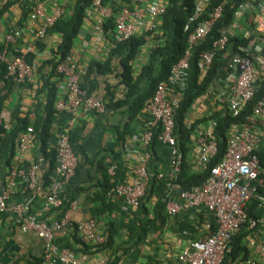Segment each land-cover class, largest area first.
<instances>
[{"label":"built area","instance_id":"1","mask_svg":"<svg viewBox=\"0 0 264 264\" xmlns=\"http://www.w3.org/2000/svg\"><path fill=\"white\" fill-rule=\"evenodd\" d=\"M70 1L34 0L28 20L31 23L28 26L22 24L12 27L4 35L5 44L12 48L0 51V64L6 66L4 77H0V91L7 79L16 84H26L33 79L39 67L38 57H43L42 52H37L35 43L44 40L48 30L67 13ZM115 1L119 4L115 13L111 6L103 4V0H93L91 8L86 11L89 17H93L95 33L109 39L111 48L141 34H154L166 13V0ZM211 2L212 0H194V18L201 19L202 22L195 25L188 34V47L183 57L171 67L168 80L160 82L153 96L144 104V130L131 141L128 139L125 144L126 152L134 155L136 159L132 169L133 177L127 182H116L107 195L128 206L136 207L145 197L152 178L165 180L169 190L166 203L168 215L176 216L184 210L202 208L211 215L216 226L202 240L199 249L181 251L178 257L180 264H223L230 251L232 239L244 226L253 233L254 240H251L250 247L255 249L260 263L264 264V95L255 102L251 112L244 116L243 122L233 123L228 128L226 149L217 161L216 122L210 119L215 112L228 113L234 119L239 117L264 85V0H250L242 4L235 12L232 24L221 29L210 49L201 52L199 56V76L203 79L214 58L229 48L231 39L240 30L244 14L254 12V31L259 37L261 47L254 52L249 45L239 46L237 52L226 61L223 67L225 74L219 79L225 90H221L219 94L216 110L202 115L200 118L209 119L192 134V157L188 159L190 166L194 172L204 173L207 177L201 185L187 191H181L174 186V179L180 173L184 162L174 129L175 114L187 87L192 47L201 44L222 17L224 4L208 9ZM111 16L115 18L114 32L104 33L103 23ZM192 21L190 19L189 23ZM23 35L27 37L22 40ZM29 54L37 57L29 61ZM55 76L64 85L55 101V110L68 114L72 126L83 111L97 114L106 112V103L82 87L81 71L74 57L70 56L59 62L55 67ZM0 126L5 129L9 127L1 114ZM158 129L159 143L169 148L170 169L167 173L160 172L154 176L149 170V148ZM33 139V128L30 126L19 137V150H26ZM135 141L138 146H135ZM78 160L70 144V130L65 128L58 135L55 145L56 165L47 187L45 212L60 207L64 202L69 203L67 186L76 174ZM43 163L44 158L40 157L26 171L11 174L0 195V211L13 212L15 224L23 232L32 231L37 235L43 247L40 264H82L69 249L62 248L55 242V232L66 225L67 218H63L61 222L48 223L42 216L30 213L38 183V171ZM107 172L112 176L114 166H110ZM17 175L24 179L30 194L24 201L13 203L10 199L15 193ZM252 204L254 206L251 216ZM79 230L91 242L102 244L105 240L103 234L97 233L93 222ZM97 264H107V260L100 259ZM243 264L252 262L246 260Z\"/></svg>","mask_w":264,"mask_h":264},{"label":"crops","instance_id":"2","mask_svg":"<svg viewBox=\"0 0 264 264\" xmlns=\"http://www.w3.org/2000/svg\"><path fill=\"white\" fill-rule=\"evenodd\" d=\"M18 10L17 6L12 7L9 13L0 21V46L4 42V35L19 22L21 13ZM235 36L248 41L247 45L251 46L254 52H257V48L261 47V42L254 28H248L244 23L241 25L240 30L235 33ZM59 41L58 37L49 36L46 38L45 44L48 48L56 47ZM148 44H150L149 49L153 45V41ZM111 47L109 39L95 33L93 22H85L73 50V57L81 71V77L87 71L91 62L105 64L112 50ZM145 50L142 51L140 58L135 62L136 68L139 61L142 62L145 59ZM42 54L43 57H38L39 68L35 71L33 79L24 85L13 83L11 87L9 97L1 113L3 120L9 125L8 129L14 122L12 114L16 109L20 110L18 117L23 118L29 111L33 110L37 99L41 102L44 100L40 97L38 91L41 87L42 76L44 74L50 75L51 68L49 66L41 67V63L43 59L50 55V50L46 49ZM117 58H113L111 61L114 68H117L118 62H120V58ZM51 81L56 83L59 91L63 89V82L55 75L52 76ZM94 81L96 90L92 94L98 99L106 103L109 99V93L113 91H115L117 98H123L124 89L123 86L118 85L116 72L105 76L97 75ZM223 87V82L218 81L217 87L212 88L208 95L197 100L189 115L190 122L211 112L213 109L216 110V101L220 98L219 94L221 90H225V87ZM29 120H34V115L31 113ZM126 125H129L128 132L125 133L126 135L124 134V139H120ZM65 128H69L70 137L71 134L79 131L76 145L79 149L81 148V151L79 150L80 157L78 158L77 172L67 186L69 203L64 202L58 208L51 209L48 212L44 211V200L47 193L44 177L48 170V163L45 160L38 171V183L30 213L34 216H42L48 223H54L61 216L62 208L68 206L63 217L67 218V223L60 231L55 232L56 238L69 237L74 225L80 228L93 222L98 234L105 233L106 227L113 225L116 245L126 244L125 247H132L133 242L131 241V244H129L130 236L131 234L136 236L140 233L141 220L146 216L143 204H146L148 209L147 215L152 217L156 197L148 199L150 201L145 199L139 206L133 207L113 199L107 195L108 191L104 202L100 201L97 196L116 182H127L133 177L132 169L136 164V159L134 155H129L126 152L125 144L128 139L131 141L144 130V114L142 113L130 121L123 108L106 109L103 114L83 111L73 126L70 123V118L62 114V116L57 117L56 122L53 124L54 138L58 137ZM37 143L38 141L34 138L28 148L23 151L19 150L17 144L15 152L10 158L0 159V195L13 172L26 171L32 163L43 157L41 155L36 159ZM136 145L138 146L137 141H135ZM156 148L155 150L159 152L157 154L158 158L155 156L153 158V152L150 151L149 170L156 169L157 173H167L170 169L169 148L162 144H158ZM191 157L190 154L189 158ZM102 164L104 167H102ZM110 166H114L112 176L107 172ZM15 181V193L10 202L19 203L29 197L30 192L22 177L17 175ZM96 209H103L104 212L101 215H95ZM211 224H214L211 215L202 208L184 210L176 216H170L166 211L162 222H156L154 230L147 232L146 236L141 238L128 254L123 255L119 264H180L178 257L181 251L184 249H199L202 240L211 231ZM80 234L86 245L92 246V244H95V242H91L83 236L81 231ZM251 240H254V235L250 231L244 240V245L249 252L247 259L242 260L239 258L235 262L227 261V264H243L246 260H251L252 264H261L255 249L250 247ZM82 248V245H76L78 252L75 255L73 254L74 258L82 264H97L100 259L108 260V252L90 255L82 253ZM42 251L43 247L40 239L32 231L23 232L15 224V214L13 212L9 210L0 211V262L2 264H40Z\"/></svg>","mask_w":264,"mask_h":264},{"label":"trees","instance_id":"3","mask_svg":"<svg viewBox=\"0 0 264 264\" xmlns=\"http://www.w3.org/2000/svg\"><path fill=\"white\" fill-rule=\"evenodd\" d=\"M92 1L93 0H71L68 3L67 13L57 20L54 26L48 30L46 36V38L49 36L58 37L60 40L58 46L48 48L45 44L46 38L35 43L37 52H43L46 49L50 50V55L43 59L41 63V67L49 66L51 68L50 75L44 74V76H42L41 87L38 91L40 97L44 100L41 102L37 99V103L33 110L29 111L23 118L18 117L20 110L16 109L12 114V120H14V122L9 129L0 126V159L10 158L15 152L20 135L26 131L28 127L31 126L33 128L34 138L38 141L36 159L38 156L42 155L45 158L44 162L46 160L48 163V170L44 177V184L46 187H48L50 183L56 165L55 145L57 137L54 138L55 135L52 132L53 124L56 122L59 115L62 116L63 114L65 117H70L66 113L55 110L54 105L58 98L59 89L56 83L51 81V79L52 76L55 75L56 65L70 56L73 57L74 45L83 29L84 23L88 22L87 20L93 22V17H89L86 13V11L91 8ZM248 1L250 0H212L208 9L224 4L222 17L205 40L198 46L192 47V55L189 60L190 68L187 75V87L175 114L174 129L179 148L184 155V162L180 173H178L174 179V186L181 191H187L194 186L201 185L207 177L204 173L194 172L188 159L191 151L192 134L198 126L202 123H206L209 118H198L190 122V112L193 110V107L200 97L208 95L212 88L217 87V82L219 79L223 78L225 74L223 67L226 61L237 52L239 46L247 45L248 41L234 36L230 41L227 51L219 53L214 58L210 70L203 79L199 76V56L201 52L210 49L212 42L219 36L221 29L229 27L232 24L235 18V12L242 4ZM33 4L34 0H0V21L9 13L12 7L17 6L19 8L18 11L21 13V17L19 22L14 25V28L22 24L28 26L29 23H31L28 20ZM103 4L111 6L114 13L119 7V4H116L115 0H103ZM91 15L95 16L94 12H91ZM194 16V0H166V13L162 16L161 24L157 31L154 34H141L124 43L115 45L105 64H99L95 61L91 62L87 71L81 77L82 87L87 90L89 94H92L96 90L94 78H96L97 75L105 76L106 74L116 72V78L119 81L118 85L123 86L124 95L123 98H117L115 96V91L109 93V99L106 101V109L123 108L128 114L130 121L137 118L143 113L144 104L153 96L157 85L160 82L168 80L171 67L183 57L188 47V34L193 30L195 25L202 22L201 19H196ZM190 19H193L192 23H189ZM114 21V16L104 21L102 26L104 33L114 32ZM243 23L247 25L248 28H254V12H246L243 16L242 24ZM186 28L187 31H185ZM26 37V35H23L22 40ZM152 41L153 45L148 49L150 45L148 43ZM11 48V45H6L5 42H3L0 46V51L5 49L10 50ZM144 49H146L145 59L142 60V62L139 61V65L136 68L135 62L140 58ZM36 57L37 55L29 54L27 58L29 61H32ZM116 57L120 58V62H118V67L114 68L111 61ZM5 73L6 66L0 64V77L3 78ZM13 83L15 82L11 79L5 80V86L0 91V114L5 107V102L9 97V92ZM263 95L264 85L259 89L255 99L248 105L246 111L235 119L228 113L218 112L210 117V119L216 122L215 136L218 141V153L215 161L221 159L226 149V132L228 128L233 123L243 122L244 116L251 112L255 102ZM30 113L34 115L33 121L29 120ZM128 129L129 125H126L120 139H124V134H127ZM78 133L79 131L71 134L70 144L75 155L79 158V150L81 151V148L79 149L76 145V140L79 138ZM158 135L159 129L154 134L153 142L149 148V150L153 152V158L154 156L157 157L159 153L155 150L156 146L158 144L161 145L157 139ZM102 167H104L103 164ZM150 171L154 176L157 174L156 169H151ZM113 187L114 185L109 186L101 195L99 194L97 196L98 199L104 202L106 192L112 190ZM168 192L169 190L165 180H158L155 177L152 178L147 188L146 195L140 201L139 205L143 203L145 199L150 201L148 199L156 197L157 200L155 207H153V216L150 217L147 215L148 209L146 204H143L146 210V216L141 220L139 226L140 233L136 236L132 234L130 236L129 244H131L132 241V247H125L126 244L116 245L115 228L113 225L106 227L105 233H103L105 240L102 244L95 243L92 244V246L86 245L76 225L72 227V232L69 233V237H55V242L62 248L69 249L74 255L78 252L76 245L83 246L82 253L84 254L96 255L108 252L107 264H119L122 261L123 255L128 254L135 244H138L141 238L146 236L147 232L154 230L156 222H162L166 212ZM253 206L252 204L250 210L251 216L253 215ZM67 209L68 206L62 208L60 213L61 216L56 219V222H61ZM103 212V209H96L95 215H101ZM215 227V224H211V230H214ZM249 233L250 230L247 226L242 227L241 231L232 239L230 251L227 253L223 264H227V261L235 262L239 258L242 260L247 259L249 252L244 245V240Z\"/></svg>","mask_w":264,"mask_h":264},{"label":"water","instance_id":"4","mask_svg":"<svg viewBox=\"0 0 264 264\" xmlns=\"http://www.w3.org/2000/svg\"><path fill=\"white\" fill-rule=\"evenodd\" d=\"M237 75H239V70L237 71Z\"/></svg>","mask_w":264,"mask_h":264}]
</instances>
